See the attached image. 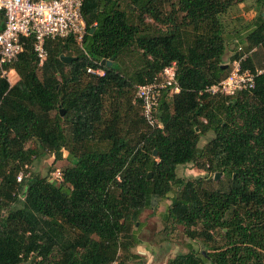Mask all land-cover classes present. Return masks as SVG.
<instances>
[{
    "label": "trees",
    "instance_id": "1",
    "mask_svg": "<svg viewBox=\"0 0 264 264\" xmlns=\"http://www.w3.org/2000/svg\"><path fill=\"white\" fill-rule=\"evenodd\" d=\"M247 3L252 20L225 33L221 17ZM81 15L80 47L46 40L39 66L27 39L3 66L15 80L0 70V264H127L140 215L169 195L166 226L208 253L186 244L163 264H264V0H84ZM240 57L253 87L204 93ZM172 63L178 91L151 130L134 92ZM63 151L60 180L28 171ZM187 164L208 176L178 178Z\"/></svg>",
    "mask_w": 264,
    "mask_h": 264
},
{
    "label": "built area",
    "instance_id": "2",
    "mask_svg": "<svg viewBox=\"0 0 264 264\" xmlns=\"http://www.w3.org/2000/svg\"><path fill=\"white\" fill-rule=\"evenodd\" d=\"M84 0H0V14L3 28L0 30V70L1 76L11 84L13 70H3V66L13 63L22 52L27 39L32 40V52L38 65L46 58L44 42L46 40L69 38L78 47L85 35V24L81 15ZM233 61L227 76L219 82L206 87L204 93L209 95L233 96L236 92L253 87L256 74L241 69L240 61ZM174 64L162 69L150 81L138 85L133 102H138L140 115L151 130L161 129L157 118L159 100L164 92L169 96L178 91L174 80ZM86 73L101 76L100 69L87 68ZM60 180V173L52 175ZM21 175L16 177L20 180Z\"/></svg>",
    "mask_w": 264,
    "mask_h": 264
},
{
    "label": "rangeland",
    "instance_id": "3",
    "mask_svg": "<svg viewBox=\"0 0 264 264\" xmlns=\"http://www.w3.org/2000/svg\"><path fill=\"white\" fill-rule=\"evenodd\" d=\"M251 3L245 5L239 4L236 7L230 9L221 17V24L225 33L232 31L243 32V28L248 24L255 15L254 7L250 6ZM148 22V20H146ZM230 36L227 38V44L230 46L234 43V40ZM236 46H241L236 44ZM242 47V46H241ZM233 52L229 48L223 57V62H227L228 58L232 56ZM210 134L202 137L199 141L198 147H202ZM66 152H62L60 160L53 162V157L49 155H43L33 161L32 165L28 168L30 173H36L39 176L49 175L51 170L52 175H55L56 171L60 172L67 165L65 160ZM51 175L52 179L53 176ZM176 176L180 179L197 178L208 176L203 171H200L191 164L179 166L176 168ZM219 178V177H218ZM218 180V179H217ZM169 197L161 201L155 208V211L143 212L137 222L140 244L132 249L137 258L129 261L127 264H163L167 260L173 258L178 253H185L187 251L185 245H190L196 252H201L202 255L208 253V250L202 248L197 241L186 239L180 227H176L171 230L166 226L164 222V213L169 205Z\"/></svg>",
    "mask_w": 264,
    "mask_h": 264
},
{
    "label": "water",
    "instance_id": "4",
    "mask_svg": "<svg viewBox=\"0 0 264 264\" xmlns=\"http://www.w3.org/2000/svg\"><path fill=\"white\" fill-rule=\"evenodd\" d=\"M59 59H60L62 62H64V63H66V62H68V61L70 60L69 57H65V56H63V55L59 56ZM107 64H109V62H108ZM224 67H225V66H223V68H224ZM149 176H150V175H147V178H148ZM218 177H219V174H216L215 177H214V180H217Z\"/></svg>",
    "mask_w": 264,
    "mask_h": 264
},
{
    "label": "crops",
    "instance_id": "5",
    "mask_svg": "<svg viewBox=\"0 0 264 264\" xmlns=\"http://www.w3.org/2000/svg\"><path fill=\"white\" fill-rule=\"evenodd\" d=\"M12 76H11V78H12V81H14L15 80V73L13 72V74H11Z\"/></svg>",
    "mask_w": 264,
    "mask_h": 264
}]
</instances>
